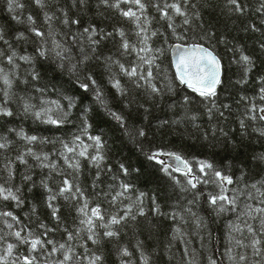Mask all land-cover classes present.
I'll return each instance as SVG.
<instances>
[{"label":"snow or ice","instance_id":"1","mask_svg":"<svg viewBox=\"0 0 264 264\" xmlns=\"http://www.w3.org/2000/svg\"><path fill=\"white\" fill-rule=\"evenodd\" d=\"M33 2L41 10L48 7L46 0ZM122 5L128 7L124 8ZM23 7L19 0H6L7 11L17 23L23 22L17 15V10ZM211 7L208 0H96V9L100 15H103L104 9H110L132 23L133 35L136 37L133 41L128 38L123 28L116 27L113 31H107L92 22L85 25L83 16L90 9V0H72V8L77 13L75 17L70 16L65 7L56 3L52 11H43L46 31L35 26L36 21L32 15L27 16L29 31L38 38L34 54H20L7 38L5 31L0 29V43L4 45V50H0V84L3 85L0 118L14 117L17 113L11 106L15 103L25 117H31L42 124L59 129L71 123L72 110L76 107L75 100L60 94L56 84L46 79V72L41 71L42 62L52 61L56 70H67L79 77L81 72L88 69L89 62L99 60L103 61L109 72H112L114 65L117 66L133 87L142 89L152 102H156L157 97L163 99L165 95H175L177 87L181 90L187 89L192 95L185 94L179 102L170 103L168 107L176 118L171 121L164 120L163 124L190 123L199 133L196 139L204 145L220 146L225 150L229 147L235 149L237 145L232 139L234 130L225 127L233 114L232 105L218 103V89L224 87V81L222 57L216 53L215 47L223 45L226 51L232 53L230 63L242 70V76L234 83L241 88L248 83L255 61L243 47H229L226 37L218 36L212 27H205L201 9ZM149 9L154 10L155 15L151 14ZM221 11L228 17L237 18L245 17L254 11L260 17V24L264 25V0H258L255 8L246 0H222ZM194 21L201 23L194 26ZM57 22L67 31L57 30ZM155 24L165 28V31L155 27ZM178 28L183 31L178 32ZM243 30L264 35V29L257 27L255 22L246 24ZM169 32L176 41L170 45L174 57L171 61V67L175 70L174 78H169L167 69H161L156 63L165 52L163 47L155 46L156 41L164 37V43H169ZM116 36L120 38L117 49L120 56L135 54V58L128 65L114 59L113 55L105 56L101 51L105 46L104 42L111 38L115 43ZM14 39L19 42L26 37L24 33L18 32ZM73 49L78 50L80 55L74 56ZM259 49L260 54L264 55V42L259 44ZM24 65L27 67L24 68ZM109 79L112 87L121 96L127 94L128 90L115 74ZM86 80L91 81V86H96V80L90 71ZM257 83L259 104L255 103V96L249 98L240 95L237 101L243 108L236 115L241 137L251 138L248 133L251 128L252 134L257 138H264V76L259 77ZM21 85L24 87L20 88ZM79 87L84 92L90 90L87 82H80ZM15 89H19L23 94L18 95ZM49 92L57 93L60 99L49 98ZM94 98L101 104L105 103L98 87ZM61 100H66L67 104H62ZM194 103H198L200 108H194ZM177 108L179 112L176 111ZM87 111L88 109H84L80 117L79 134H74L70 140L59 137L49 140L27 135L23 130H7L9 133L15 132L16 137L24 144L14 161L6 157L7 162L3 168L6 176L0 177L3 180V183H0V199L15 202L17 207L24 204L20 195L22 187L6 186L11 185L15 178L13 165L16 162L28 167L29 171L22 176V180L25 183L31 182L32 187H35V182L31 170L35 167L47 169L48 175L41 178L40 186L48 193L46 204L51 209L50 215L55 221V226L49 227L44 222H38L36 229L25 226L14 228V223L19 224L18 217L11 211H0L3 227L7 229L0 234V264H105L104 256L96 249L102 247L105 242L118 241L121 229L138 224V218H147L148 212L154 217H163L174 223L178 219L185 224L191 222L195 227V234L200 235L209 228V223L194 210L195 207L202 206V201L216 217L228 213L235 216V221L228 225L225 255L229 264H264V152L252 155L253 165L261 170L258 172H252L244 161H232L228 165L230 170L235 169L237 163L241 165L240 174L236 176L235 171L226 173L223 164L217 167L206 159H196L193 164L182 153L163 148L145 152L141 144L140 151L148 162V167L155 168L156 172L169 178L173 185L170 198L175 197V201L169 205L170 212L162 210L155 195L150 198L151 207L146 210L147 194L137 190L138 194L133 198L130 193L133 192L134 185L122 179L132 177L133 174L139 179L143 175L144 165L120 163L117 173H113L111 166L106 167L107 142L102 134H90L91 125L87 119ZM144 112L147 120L149 109L144 108ZM110 114L133 141L147 138L143 127L130 129L123 116L116 112ZM205 117L209 127L202 129L200 121ZM84 136L90 143L85 142L82 138ZM49 143L54 146L52 153L36 150L37 144ZM56 144L60 145L59 149H55ZM10 146L11 142L7 136L0 137V151L7 152ZM52 156L63 160V165L51 159ZM164 157H167V160ZM29 158L35 163L29 165ZM82 160L87 161L89 170L95 169L91 178V194L87 188L81 186ZM108 173H113L110 177L112 183L108 184L109 190L105 191L104 177ZM174 173L182 175L184 179H178ZM53 176L62 177L55 191L49 183ZM257 176L259 178H256ZM116 181H119L118 185ZM60 198L67 201L75 211V215L71 216V224L62 220L61 209L53 203ZM100 198L114 211L106 214L99 202ZM93 200L97 202L93 204ZM32 213H36L35 206L32 207ZM149 226L155 227L151 221ZM58 233L60 238L56 239ZM236 233L239 236L235 235ZM183 235L180 227H173L172 240L180 236L181 243L185 245L181 264H200L195 255L188 252L187 242L182 239ZM135 247L139 253V264H151L150 256L144 251L143 242L137 240ZM171 247L172 243L169 241L168 248ZM117 255L120 264H134L133 253L127 246H119ZM207 264H222V261L208 256Z\"/></svg>","mask_w":264,"mask_h":264},{"label":"trees","instance_id":"2","mask_svg":"<svg viewBox=\"0 0 264 264\" xmlns=\"http://www.w3.org/2000/svg\"><path fill=\"white\" fill-rule=\"evenodd\" d=\"M24 5L23 9L17 10V15L20 16L22 23H17L11 19V14L7 11L6 0H0V29H3L7 35V38L12 42L20 54L27 52L28 54H34L36 48V38L31 31H29V25L27 23V16L32 15L36 21V27L46 31L47 26L43 23V11H52L54 5L59 3L69 11V15L75 17L77 15L75 9L72 8V0H46L48 7L41 10L35 5L33 0H19ZM212 5L211 8H202L203 23L205 27H212L215 29L218 36H224L229 41V47L232 45H240L243 47L248 55H251L255 61V67L249 74L248 83L242 88L236 85L234 82L242 76V70L235 64L230 63L232 59V53L226 51L225 46L220 45L215 47L216 53L222 57V79L224 81V87L218 89L219 100L218 103H229L232 105L233 114L225 125L226 128L231 127L234 131L232 133V139L237 145L235 149L229 147L227 150L220 146L209 147L204 145L196 137L199 135L198 131L193 129L190 123L185 122L184 125H165L164 120L171 121L176 117L173 115V111L169 109L168 105L173 101L179 102L183 95L188 94L187 89L181 90L176 88L175 95H165L163 99L157 97L156 102H152L148 99L147 95L142 89H135L133 85L128 81L117 66H113L112 72H109L103 63V61L94 60L89 62L88 69L80 73L79 77L69 73L67 70L59 71L55 69V64L52 61L42 62L41 71L46 72V79L52 80L59 93L67 95L75 100L76 107L72 110L71 123L62 126L57 129L51 125H45L39 121L33 120L31 117H25L19 110L18 106L13 103L12 109L17 114L11 118H0V137L7 136L11 142L10 148L7 152L0 151V177L6 176L3 172L4 165L6 164V157H10L13 161L18 151L22 150L24 142L19 140L15 132L9 133L8 129H14L15 131L23 130L27 135H36L40 138H48L49 140L57 137L65 140H70L74 134H79L80 130V117L83 115L84 109L87 111V119L91 128L90 134L97 135L102 134L103 139L107 142V160L105 162L106 167L111 166L113 173L118 172V166L120 163L130 165H144L143 175L139 179L135 178V174L132 177H122L125 182H130L134 185L133 192L130 195L135 197L138 191H143L147 194L145 198L146 210L151 207L150 198L155 195L158 197L159 203L162 206V210L170 212L169 207L175 201V197L170 198L172 192V182L168 177L163 176L161 173L156 172L155 168L148 167V162L145 161L143 154L140 151L142 147L145 152L149 150H155L163 148L164 150H172L182 153L186 158L191 160L195 164L196 159H206L212 161L221 167L223 164L224 171L231 174L235 171L238 176L241 165L236 164L235 169L230 170L228 165L232 161H244L248 168L252 172L261 171L257 169L252 162L253 153L264 152V138H257L251 132V128L248 129V136L241 137L239 125L236 122V115L242 110V105L237 103L240 95H246L249 98L257 97L255 103L259 104L257 83L259 77L264 76V55L260 54L259 44L264 42V35L260 32H253L251 30L245 32L243 29L246 24L256 23L257 27L264 29V25L260 24V17L254 11L242 18L235 16L228 17L221 11L222 0H208ZM246 2L255 8L258 5V0H246ZM127 8L128 5H122ZM149 12L155 15L154 10L149 9ZM59 15V13H57ZM85 25L88 22L97 24L100 27L106 28L107 31H113L114 28H123L128 34L130 40H135L133 35L134 26L131 22L121 17L119 13L104 9L103 15H100L96 9V0H90V9L87 14L83 16ZM179 23V19H177ZM201 21H194V26L199 25ZM160 28L161 31H165V28H161L159 24L154 25ZM57 30L67 31L58 22L56 24ZM75 31V27L73 28ZM177 31H183L182 28H178ZM24 33L26 39L17 42L14 39L16 33ZM191 36L192 33H189ZM169 43H164V37H160L155 46L163 47L165 52L156 61L160 65L161 69H167V75L169 78H174V71L171 67L170 48L171 44L176 43L174 37L168 34ZM119 36H116L114 43L110 38L105 41V46L101 49L105 56L113 55L114 59H118L121 63L129 64L131 60L135 58V54L132 56H120L117 52ZM191 42V41H189ZM70 43V42H69ZM0 50H4V45L0 43ZM74 56H79V52L73 49ZM24 68L27 66L24 65ZM23 70V69H22ZM94 76L96 80V86H91V81L86 80L88 72ZM115 74L120 80L121 84L128 90L125 96H121L115 88L112 87L109 77ZM80 82H87L90 85V90L84 92L80 87ZM159 83V78L157 80ZM24 86L21 85L20 88ZM96 87H98L102 93L104 104L99 103L95 98ZM3 85L0 84V99H2ZM17 94H23L19 89H15ZM51 99H60L57 93H48ZM198 101L199 98L197 97ZM62 104H67L66 100H61ZM127 105V106H126ZM143 105L144 107H140ZM194 108H200L198 103H194ZM144 108L149 109L148 119H145ZM179 112V108L176 109ZM202 111V109H201ZM111 112H116L123 116L127 121L128 127L140 128L143 127L147 132V138L137 141H133L127 136L119 125V123L113 119ZM214 123V122H213ZM201 128L206 129L209 127V122L205 117L200 121ZM86 143L87 137H82ZM215 144V142H213ZM37 151H43L52 153L54 146L49 143L45 145L37 144ZM60 145L56 144L55 149H59ZM51 159L57 160V163L63 165V160H58L52 156ZM35 162L29 158V165ZM83 168V175L81 177V186L88 189V193L91 194L92 189L91 178L95 169L89 170L87 161H81ZM15 178L11 182V185L6 186H21L22 192L20 195L24 200V204L21 207H17L15 202L3 201L0 199V211H11L13 215L18 217L19 224L14 223V228L20 226L31 227L36 229L38 222H44L49 227L55 226V221L51 218V209L47 207L46 197L48 193L40 186L42 177L48 175V170H41L35 167L31 170L35 187H32L31 182L25 183L22 180V176L28 172V167L20 165L16 162L14 165ZM113 173H108L104 179L106 183L103 185L105 191H108V184L112 183L110 177ZM264 174V173H262ZM178 179L183 180V176L174 173ZM71 179V177H69ZM256 178H259L258 176ZM62 177L53 176V179L49 182L53 190H57V184ZM0 183L3 180L0 179ZM117 185L119 181H116ZM31 188V191H29ZM138 190V191H137ZM97 201L93 200V204ZM99 202L102 204L106 214L114 209H110L109 205L104 202L103 198H100ZM58 206L61 211L60 215L63 221L68 224L72 223L71 216L75 215V211L71 209V205L60 198L58 201L53 202ZM127 203V201H125ZM200 207H195L194 210L203 217L208 223L209 228L207 232L200 235L195 234V227L191 222L185 224L179 219L177 222H173L163 217H154L151 212H148L147 218L140 217L139 223L134 226H129L125 229H121L120 237L118 241L113 243L105 242L102 247H98L96 250L104 256L105 264H120V258L117 255V248L119 246H127L133 253L134 264H139V253L136 250V242L140 240L143 242L144 251L150 256L151 264H181V256L184 253L185 245L181 243V237L177 236L175 240H172L173 227H180L184 232L182 239L187 242V249L189 253H193L196 260L200 264H207V257L213 256L218 261H222V264H229L227 256L225 255L226 246L228 245L227 234L228 225L230 222L235 221V216L231 213L225 214L221 217L214 216L208 206L201 202ZM36 207V213H32V207ZM71 211V215H69ZM149 221L155 225V227L149 226ZM190 221V218H189ZM9 222H12L9 220ZM7 229L3 227V218H0V234L6 232ZM210 233V235H209ZM201 235L203 240H201ZM235 235L239 236L238 233ZM60 238V234H56V239ZM169 241L172 243L171 249L168 248ZM91 248V243L89 242ZM23 251V249H21ZM239 251V249H236ZM128 259V258H124Z\"/></svg>","mask_w":264,"mask_h":264},{"label":"water","instance_id":"3","mask_svg":"<svg viewBox=\"0 0 264 264\" xmlns=\"http://www.w3.org/2000/svg\"><path fill=\"white\" fill-rule=\"evenodd\" d=\"M173 58H174V57H173V50H172V48H170V59H171V61H172ZM173 71H174V73H175L174 68H173ZM164 159L167 160V157H164Z\"/></svg>","mask_w":264,"mask_h":264}]
</instances>
